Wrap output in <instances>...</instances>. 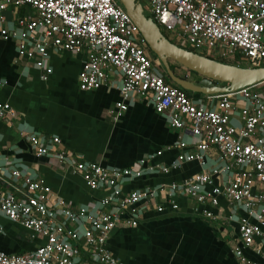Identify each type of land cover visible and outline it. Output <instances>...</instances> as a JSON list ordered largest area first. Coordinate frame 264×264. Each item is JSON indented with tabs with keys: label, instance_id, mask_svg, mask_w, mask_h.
Masks as SVG:
<instances>
[{
	"label": "built area",
	"instance_id": "obj_1",
	"mask_svg": "<svg viewBox=\"0 0 264 264\" xmlns=\"http://www.w3.org/2000/svg\"><path fill=\"white\" fill-rule=\"evenodd\" d=\"M137 1L174 44H185L198 54L237 65H264V0ZM7 6L32 10L9 25L0 14V40L13 41L17 57L36 59L39 66L42 63L41 79L51 71L43 66L50 51H84L85 59L76 74L80 90L107 82L112 71L121 76L119 98L111 109L114 118L133 97L146 98L169 126L196 137V152L185 150L188 144L177 140L179 152L171 167L191 160L203 167V152L208 147L217 151L223 164L180 181L123 193L124 180L144 171L166 173L170 167L146 164L154 154L139 159L143 168L137 169L75 160L59 147L58 136L29 133L27 141L36 156L54 157L78 173L89 189L108 192L98 206L72 208L42 178L21 170L0 151V183L6 186L0 188V216L43 238L31 251L0 252V264H126L106 248L108 234L120 224L135 225L138 202L159 208L154 202L159 193L189 196L196 205L205 201L215 205L217 196H224L245 211L237 223L241 244L253 246L257 239L264 247V193L254 191L255 183L264 188V80L209 95L215 102L206 107L165 79L158 60L150 56L137 27L115 0H0V11ZM233 114L238 126L230 121ZM13 116L9 104L0 102V120L8 123ZM218 171L226 172L227 180L204 191V185L211 183V174ZM201 212L211 216L207 210ZM253 249L264 264V252L259 246ZM233 253L247 263L239 247H234Z\"/></svg>",
	"mask_w": 264,
	"mask_h": 264
},
{
	"label": "crops",
	"instance_id": "obj_2",
	"mask_svg": "<svg viewBox=\"0 0 264 264\" xmlns=\"http://www.w3.org/2000/svg\"><path fill=\"white\" fill-rule=\"evenodd\" d=\"M31 12L27 6H7L0 14L5 24L9 25L16 17ZM84 59V51H50L43 66L50 67L51 71L43 80L40 77L44 72L42 63L39 66L36 59L17 57L14 42L0 40V102H7L14 111L8 123L0 120V151L10 157L11 163L28 174L42 178L51 191L72 208L79 205L98 206L100 198L108 191L89 189L78 173L70 170L64 162H57L54 157L36 156L27 141L29 133L58 136L59 147L70 152L75 160L137 169L143 168L138 165L139 159L154 154L148 157L146 164L170 167L166 173L144 171L138 177L124 180L121 184L123 193L180 181L193 173L221 167L223 162L213 147L203 152V167L195 160L171 167L179 152L177 140L188 144L185 150L196 152V137L186 130L169 126L165 117L155 112L146 98L133 97L126 109L114 118L111 109L119 98L120 74L112 71L107 82L80 90L76 74ZM239 65L247 66L246 63ZM184 75L188 77L186 73ZM208 96L190 97L197 104L213 107L215 100ZM230 121L235 126L239 125L235 114ZM156 151L160 153L155 154ZM210 178L211 183L204 185V191L224 183L228 174L218 171ZM0 188L6 189V186L0 183ZM254 191L264 193V188L255 183ZM154 202L159 208L144 201L138 202L135 225L120 224L108 234L106 248L124 263H263L253 249L254 245L259 246L264 252L257 239L253 246H243L239 240L237 223L245 211L224 196H217L215 205L209 201L196 205L189 196L168 197L159 193ZM172 203L176 204L175 208L171 207ZM202 209L209 211L211 216L203 215ZM250 220L254 219L250 217ZM0 227V252L19 254L31 251L43 242L42 237L32 235L1 216ZM234 247L241 249L247 263L239 261L234 255Z\"/></svg>",
	"mask_w": 264,
	"mask_h": 264
},
{
	"label": "water",
	"instance_id": "obj_3",
	"mask_svg": "<svg viewBox=\"0 0 264 264\" xmlns=\"http://www.w3.org/2000/svg\"><path fill=\"white\" fill-rule=\"evenodd\" d=\"M130 17L158 60L165 76L178 87L191 93L213 95L229 92L264 80V65L243 66L224 63L178 46L167 39L150 16L144 14L137 0H115ZM173 61L200 79L192 81L176 75L169 67Z\"/></svg>",
	"mask_w": 264,
	"mask_h": 264
},
{
	"label": "rangeland",
	"instance_id": "obj_4",
	"mask_svg": "<svg viewBox=\"0 0 264 264\" xmlns=\"http://www.w3.org/2000/svg\"><path fill=\"white\" fill-rule=\"evenodd\" d=\"M171 41L172 42H175L173 39H171ZM180 44V43H179ZM181 46H183V47H186L187 48V46L185 45V44H180ZM148 53L150 54V56L151 57H153L152 55H151V53H150V51L148 50ZM216 58V57H215ZM170 63H172L174 66H175V68H176V71L178 72V73H183L184 72V74L186 73L187 74V78L188 79H190V80H192V81H195V80H198V79H200V76H198V75H196L195 73H191V72H189L187 69H185V68H183L182 66H180L179 64H177V63H175V62H173V61H170ZM236 64V63H235ZM161 68V67H160ZM162 70V69H161Z\"/></svg>",
	"mask_w": 264,
	"mask_h": 264
},
{
	"label": "trees",
	"instance_id": "obj_5",
	"mask_svg": "<svg viewBox=\"0 0 264 264\" xmlns=\"http://www.w3.org/2000/svg\"><path fill=\"white\" fill-rule=\"evenodd\" d=\"M170 41H171V40H170ZM171 42H172V41H171ZM181 47H183V46H181ZM184 48H186V47H184ZM186 49H188V48H186ZM150 53H151V52H150ZM151 55L153 56L152 53H151ZM153 57L155 58V56H153ZM213 59L218 60V61H221V62H224V63L235 64L234 62H227V61L220 60V59H216V58H213ZM247 66H249V65H247ZM169 67L171 68V70H172L176 75L181 76V77H185L184 74H179V73H177V72L175 71V66H174L172 63H169ZM162 70H163V69H162ZM189 72H191V71H189ZM191 73H192V72H191ZM163 74H164L165 79H167V77L165 76L164 71H163ZM196 75H197V74H196ZM167 81H168L170 84L177 86L176 84L172 83L170 80L167 79ZM183 90H184V89H183ZM184 91H185V93H186L188 96H199V95H200V94H198V93H191V92H189V91H187V90H184Z\"/></svg>",
	"mask_w": 264,
	"mask_h": 264
}]
</instances>
